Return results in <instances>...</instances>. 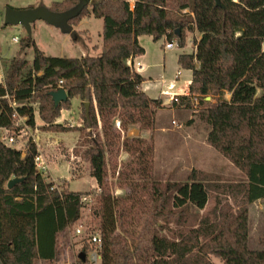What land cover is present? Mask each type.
Here are the masks:
<instances>
[{
  "label": "trees",
  "instance_id": "trees-1",
  "mask_svg": "<svg viewBox=\"0 0 264 264\" xmlns=\"http://www.w3.org/2000/svg\"><path fill=\"white\" fill-rule=\"evenodd\" d=\"M219 1L221 6L215 0H64L49 10L65 14L63 32L74 42L73 28L83 18L103 21L99 56L50 57L30 35L23 40L0 83V137L3 130H22L15 114L31 129L37 114L42 132H79L74 152L89 163L99 191L74 192L49 182L37 169L32 139L24 156L0 141V264L56 263L60 235L79 229L86 208L92 221L75 234L78 255L86 257L78 264H90L93 235L101 240L99 264H264V238L261 250L247 244L248 206L264 199V0ZM187 34L200 36L192 54L178 57L179 67L192 72L190 96L207 107L209 143L244 173L245 182L219 183L195 171L186 182H158L153 143L127 137L132 127L153 131L163 107L142 92L143 77L127 64L144 54L138 38H164L182 49ZM31 47L32 63L22 57ZM59 89L69 100L56 106L51 93ZM212 92L228 93L230 100L211 104L206 98ZM74 98L82 103L83 125L57 124ZM122 152L131 159L118 177L127 193L114 197L108 168L116 172ZM13 178L24 181L8 189Z\"/></svg>",
  "mask_w": 264,
  "mask_h": 264
},
{
  "label": "rangeland",
  "instance_id": "rangeland-1",
  "mask_svg": "<svg viewBox=\"0 0 264 264\" xmlns=\"http://www.w3.org/2000/svg\"><path fill=\"white\" fill-rule=\"evenodd\" d=\"M64 0H0V83L4 78V71L12 58H14L20 51L22 42L27 37L32 38L37 48L44 52L46 56L59 57V58H79L82 50L91 56H99L101 50L97 51L103 43L102 30L103 21L95 19L94 17L83 18L79 25L82 31H74L77 34L79 43L73 41L72 35L65 34L63 29L67 27L66 23L59 26L49 25L44 21H36L31 25L30 34L22 26L5 25L4 13L6 8L11 7L14 9H31L44 6L48 9H53L55 3H61ZM96 1V0H89ZM78 28V29H80ZM199 34H187L185 48H177L175 44L171 47L173 50L168 51L166 62L157 57H152V61L158 63V67L154 70L152 75V82L149 84L152 88L150 93L152 98H156L161 86L160 81L161 73L167 80H175L177 72H181L179 85H183L188 79L191 78L189 70L179 69L177 58L181 54H192L194 52L193 40L197 39ZM18 37L19 44H13L12 39ZM141 44L150 48H161V45L168 43L165 40L154 42L149 36H140ZM23 58L32 63L34 58V48H27L22 55ZM165 67V68H164ZM211 104H215L221 100H230V94H225L220 97L212 92ZM71 118L73 123L83 125L82 121V104L79 105V100L74 98L71 100ZM173 106H163L158 112V121L160 125H171L172 118L175 119L177 125L172 126L173 129L162 138L158 139L159 143L155 146L154 140L144 139L147 142L153 143L154 146V164L153 174L154 179L158 182H186L190 174L195 172L203 173L212 179L216 178L219 183H240L245 182L246 177L244 173L238 170L227 158L220 154L208 141V134L210 126L206 120V108L198 104H190L188 107L182 108L178 115L172 108ZM38 117V115L36 114ZM36 117V119H37ZM193 117L192 120L186 121L188 118ZM40 123L37 119L36 123ZM116 126V123H115ZM117 129H119L116 126ZM138 128V127H137ZM139 129V128H138ZM140 130V129H139ZM40 131V130H39ZM142 131V130H141ZM145 131V130H144ZM22 145L15 147L17 150H22L25 153L26 143L34 136L38 139L35 129L23 132ZM76 136V135H75ZM46 138V137H45ZM39 141V156L42 157L46 166L52 164V175L56 178L53 179L50 173L47 172L49 182H53L58 187H65L72 191H84L95 194L98 192L96 189V180H92L91 168L87 161L81 156L75 154L74 150L78 147L81 137L78 141L70 142L58 141L55 139H45ZM129 138V137H128ZM143 139V138H141ZM43 143V145H42ZM156 147V148H155ZM38 149V148H37ZM157 149V150H156ZM156 150V152H155ZM62 156V158L60 157ZM130 156L122 152L116 172H113L110 167L108 168V183L110 184L111 192L114 197H123L127 190L120 187L119 172L123 170L124 166L130 162ZM214 201L211 200L207 209L213 207ZM249 216V235H248V248L251 251L261 250V239L264 238V199L259 200L248 206ZM92 221V211L86 208L83 211V218L78 223L81 230V236L85 232L87 224ZM76 231H70L68 234L60 235L59 249L60 257L56 263L51 264H78V250L79 246L76 243L79 237H75ZM77 236V235H76ZM216 264H220L215 260ZM39 264H50L41 262Z\"/></svg>",
  "mask_w": 264,
  "mask_h": 264
},
{
  "label": "crops",
  "instance_id": "crops-1",
  "mask_svg": "<svg viewBox=\"0 0 264 264\" xmlns=\"http://www.w3.org/2000/svg\"><path fill=\"white\" fill-rule=\"evenodd\" d=\"M80 27L81 26L78 25L77 27L74 28V31H76V30L77 31H82ZM78 28H80V29H78ZM199 39H200V36L198 35L197 36V40H199ZM162 40L166 41V39H164V38ZM162 40H160V41H162ZM138 41H139V44L144 48V54L142 56H140V57L135 58L134 60H131V62L134 64L135 71L139 75H141L143 77V79H144L143 83L141 84L142 92H144L151 99H155V100L159 99V100H161L163 102L167 98L165 96V93H178V92H180V90L189 91V87H190V84H191V81H192V72L191 71H190L191 72V78L188 79V81H186L183 85H179L180 78H177L178 74H176L175 80H170L169 81V80L164 78V76L162 74L163 72H162L161 73V79L155 80V82L156 81L157 82L160 81V83H161V86L159 88V93H158L156 98L155 97L152 98V95L150 93V90H151L152 87L149 84L153 80L152 75H154V70L159 66L158 63L152 61V57H157V55H160V58H162V60H164V65H165L166 57H167V55L169 53L168 51L173 50V48L171 47L173 44H175L176 46H177V44L176 43H165L164 45L163 44L161 45V48H160V46H159V48H155L153 46V48L150 50V48L145 47V46H143L141 44L140 38H138ZM101 47L97 51L101 50ZM177 48H178V46H177ZM84 50H86V49H84ZM84 50H82V53H81L79 58L84 57V56H86L88 54ZM193 50H194V47H193ZM177 64H178V58H177ZM178 67H179V65H178ZM196 67L197 68L199 67L198 63H196ZM179 69L181 70L180 67H179ZM177 73L181 74L180 71H178ZM180 77H181V75H180ZM2 82H3V80H2ZM182 99L184 101H186V103H187V101L188 102L190 101V104H192V105H194V104L195 105L196 104L200 105L199 104V98H197V97H194V98L192 97L191 98V96H184V97L180 98L181 101H183ZM210 100H211V98H210ZM210 100L208 101L206 99L207 102H211L212 101V100L211 101ZM80 104H82V103L79 100V105ZM182 108H185V105L182 106V105H178L177 104V105L173 106L170 109H173L179 115ZM205 108L207 109L206 106H205ZM160 110H163V109H160ZM160 110H158L157 113H156V116H155V128H154L153 131H143V130L141 131L137 127H132V128H130L128 130L127 137H129V138H143V139H151L152 138L154 140V142H155V146L157 147V144L159 143L158 139L164 138L168 134V132L171 131V129H173L172 128V126H173L172 122L175 121V119L172 118L171 125H168V124L160 125V123L158 121V112ZM71 115H72L71 110L62 111L61 117L56 120V123L57 124H63L64 122H67L68 125H70V126H81V124L73 123ZM37 119H39V118L37 117ZM192 119H193V117H191V118L189 117L186 121H188V123H189V121L192 120ZM36 125L37 126L35 128V133H37V137H38V139H37L38 140V144H39L37 146L38 147V152L40 151L39 147L41 148V145H40L39 141L42 140V137L43 138L46 137L47 139L51 138V139H55V140H58V141H66V140H68L70 142H73V141L76 142V141H78V139L80 137V133L79 132H68V133H51V132L47 133V132H42V131H39V129H38V127H40L42 125L41 121H40V123L38 122V124L36 123ZM173 127H175V126H173ZM21 143H22V140H21ZM42 145H43V143H42ZM156 150H155V152H156ZM20 151H22V150H20ZM23 156H24V153H23ZM60 157L62 158V156H60ZM53 164H55V163L47 165L48 173H50L51 177L53 179H65L66 181H69L66 178H60V177L56 178V177H54L52 175L51 167H52ZM92 180L95 181L94 178H92ZM95 187L97 189V187H98L97 184H96ZM86 191L87 190L74 191V192H86Z\"/></svg>",
  "mask_w": 264,
  "mask_h": 264
},
{
  "label": "water",
  "instance_id": "water-1",
  "mask_svg": "<svg viewBox=\"0 0 264 264\" xmlns=\"http://www.w3.org/2000/svg\"><path fill=\"white\" fill-rule=\"evenodd\" d=\"M215 1L217 6H221L219 0ZM65 20L66 16L64 13L52 12L44 6L22 10L8 7L4 13L5 25L22 26L29 34L31 32V25L36 21H44L49 25L59 26L63 24ZM176 34H179V30L176 31ZM51 97L56 106H59L61 103L67 102L69 100L68 94L64 89H59L55 92H52ZM206 99L209 101L210 97H207ZM84 106L86 109V115L89 117V103H84ZM23 181L24 179L13 178L7 183V188L12 189L14 186ZM78 258L82 262L86 260L85 255L82 253L78 255Z\"/></svg>",
  "mask_w": 264,
  "mask_h": 264
},
{
  "label": "built area",
  "instance_id": "built-area-1",
  "mask_svg": "<svg viewBox=\"0 0 264 264\" xmlns=\"http://www.w3.org/2000/svg\"><path fill=\"white\" fill-rule=\"evenodd\" d=\"M20 40L18 37H14L12 39V43L13 44H19ZM127 64L133 68H134V64L131 62V60H128ZM177 78H180V73H178ZM60 86L63 84L62 81L59 82ZM165 96L167 97L163 102H162V106H174L180 103V98L184 97V96H190V92L189 91H185V90H180V92L178 93H165ZM15 118V122H16V126H23L22 130L20 132H18V134H10L8 131L3 130L1 132V137H0V141L7 147H18V145H21V140L23 138V132H25V129L27 131H31V128L26 126L25 122H26V118L25 117H21L17 114H15L14 116ZM173 125H177L175 121L172 122ZM116 126L118 128H120V122L116 121ZM32 141L36 144V146H38V140L37 138H35L34 136L32 137ZM38 148V147H37ZM18 149V148H17ZM20 150V149H19ZM36 165H37V169L38 171L43 174L44 176H48L47 172H48V168L44 162V160L42 159L41 156H38L36 158ZM86 198L82 199V202H86ZM81 234V230L78 229L76 230V235H80ZM91 243L92 244H96L97 248L94 249L90 255H89V263L90 264H99L100 260H101V256L99 253V249H100V244H101V240L97 235H93L91 236Z\"/></svg>",
  "mask_w": 264,
  "mask_h": 264
}]
</instances>
